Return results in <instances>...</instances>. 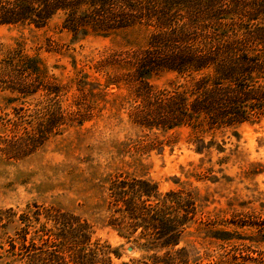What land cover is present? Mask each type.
Instances as JSON below:
<instances>
[{
  "label": "rangeland",
  "instance_id": "374dc122",
  "mask_svg": "<svg viewBox=\"0 0 264 264\" xmlns=\"http://www.w3.org/2000/svg\"><path fill=\"white\" fill-rule=\"evenodd\" d=\"M58 24L55 17L41 29L0 26V81L22 80L7 68L13 53L38 58L59 88L63 113L59 131L52 129L33 152L13 158L0 152V264H13L8 239L16 224L7 225L6 217L33 205L87 220L92 242L117 249L118 257L110 254L113 264H165L167 249L139 250L107 224V188L118 175L149 179L161 194L182 189L195 197V214L171 250V264H264V117L215 133L221 152L215 145L196 152L186 128L139 127L130 118L136 102L128 87H106L104 81L120 71L122 59L133 57L145 36L134 28L72 40ZM150 81L156 90L187 85L174 72ZM43 95L37 90L22 96L0 83V148L21 135L19 124L42 115ZM202 136L204 142L211 138Z\"/></svg>",
  "mask_w": 264,
  "mask_h": 264
},
{
  "label": "trees",
  "instance_id": "16d2710c",
  "mask_svg": "<svg viewBox=\"0 0 264 264\" xmlns=\"http://www.w3.org/2000/svg\"><path fill=\"white\" fill-rule=\"evenodd\" d=\"M55 17L72 40L134 28L145 36L133 57L122 59L120 71L104 81L106 87H128L136 102L130 118L139 127L186 128L196 152L212 145L221 152L215 133L264 117V0H0V26L41 29ZM6 63L22 80L7 76L0 83L22 96L41 90L45 97L42 115L19 124L21 135L12 144L14 139L3 142L0 152L13 158L33 152L52 129L59 131L63 113L59 88L38 58L15 52ZM162 72L176 73L187 85L156 90L150 80ZM202 135L211 138L204 142ZM107 199V224L139 250L167 249L164 263L171 264V250L195 214L193 194L182 189L161 194L149 179L118 175ZM9 213L7 225L16 224L8 239L13 264H113L110 254L119 256L117 249L92 242L91 225L72 213L38 205Z\"/></svg>",
  "mask_w": 264,
  "mask_h": 264
},
{
  "label": "water",
  "instance_id": "95a60500",
  "mask_svg": "<svg viewBox=\"0 0 264 264\" xmlns=\"http://www.w3.org/2000/svg\"><path fill=\"white\" fill-rule=\"evenodd\" d=\"M126 251L127 252H131L132 251V248L131 247H127Z\"/></svg>",
  "mask_w": 264,
  "mask_h": 264
}]
</instances>
